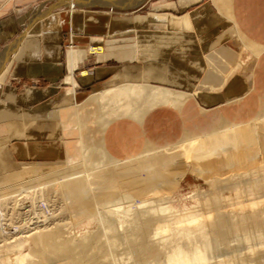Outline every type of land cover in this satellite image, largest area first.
Listing matches in <instances>:
<instances>
[{
	"label": "crops",
	"instance_id": "crops-1",
	"mask_svg": "<svg viewBox=\"0 0 264 264\" xmlns=\"http://www.w3.org/2000/svg\"><path fill=\"white\" fill-rule=\"evenodd\" d=\"M146 1L0 0V66L8 68L0 137L9 139L0 174L62 161L64 132L53 114L72 102L94 162L130 159L264 116V0L230 1L244 46L231 39L215 45L223 23L214 20L213 0H164L163 13L181 17L160 16L180 39L178 52H164L168 57L93 64L89 54L78 62L65 49L67 35L78 49L99 44L101 33L123 29L119 11ZM131 3L138 5L127 8ZM146 71L155 80L145 82Z\"/></svg>",
	"mask_w": 264,
	"mask_h": 264
},
{
	"label": "rangeland",
	"instance_id": "rangeland-1",
	"mask_svg": "<svg viewBox=\"0 0 264 264\" xmlns=\"http://www.w3.org/2000/svg\"><path fill=\"white\" fill-rule=\"evenodd\" d=\"M213 1L219 8L214 20L223 23L215 45L231 39L244 46L231 16V0ZM165 5L164 0H151L136 10L119 11L123 29L101 33L99 44L84 49L67 35L64 47L78 62L89 54L93 64L168 57L164 52L174 46L178 52L180 39L166 28L169 18L160 16L181 17L163 13ZM190 30L200 33L195 26ZM149 73L145 82L155 80ZM77 107L72 102L53 114L64 132L62 161L27 164L0 174V264H264V232L252 237L236 232L247 215L264 220V116L130 159L94 162L80 140ZM8 141L0 137V151ZM46 166L68 170L56 180L25 185L29 171ZM18 180L24 183H12ZM253 187L262 193L249 199L239 194ZM215 196L225 199L205 210V201ZM119 200L115 225L112 218L102 221L99 208ZM215 217L221 235L200 249L177 250L179 241L188 242L189 224L199 228ZM130 244L145 248L132 254Z\"/></svg>",
	"mask_w": 264,
	"mask_h": 264
},
{
	"label": "bare ground",
	"instance_id": "bare-ground-1",
	"mask_svg": "<svg viewBox=\"0 0 264 264\" xmlns=\"http://www.w3.org/2000/svg\"><path fill=\"white\" fill-rule=\"evenodd\" d=\"M107 2H109V1H107ZM96 50L98 51V53H100L101 48H98ZM5 72H6V69H2L0 66V82L4 78L3 76H4ZM66 170H68V168L64 169V170L62 168H59V167L54 169V168H49L47 166L44 168H39V169L36 168L35 170L29 171L27 175L24 174L27 176L25 183L28 181H32L31 183L33 184V182H35L36 180H41V181H48L50 179L56 180L59 178L60 175H63V173H64L63 171H66ZM20 181L22 183H24L22 180H18L17 182L12 181V183L17 186V184L20 183ZM53 182H55V181H53ZM42 183H44V182H42ZM25 185H27V183ZM12 187L13 186H11V190H10L9 194L13 193ZM261 193H262V189L260 187H253V188L247 189L246 191L239 192L241 197H245V199L252 198V197L257 196ZM236 195H238V194H236ZM241 197H239V198H241ZM223 199H225V198H223ZM222 200L220 199L219 196L218 197L215 196V198L212 200H206L205 203L203 204V208H205V210L213 209V207H215V205L217 203L221 202ZM120 203H121V200L111 202V203H105L104 205H102L99 208V212L101 214V220L107 221V220H110V218H112V221H114L113 217L115 218V216H113V215L117 213V211H118L117 205ZM216 218L217 217L204 220L203 223L200 224L199 228H197L195 222L194 223L192 222L191 224H189L186 227V238H187L188 242L181 243L179 241L178 246H177V250L187 252L189 250L200 249L208 241L215 238L216 234L221 235V231H222L221 225H219L217 223ZM244 220L245 221L243 223H241L240 226L238 225L239 226L238 228L236 227L237 228V230H236L237 234H242V235H245L247 237L248 236L252 237L254 235H257L259 233L264 232V222H263L264 220L261 221L260 219H258L256 216H254L252 214L247 215L246 219H244ZM113 225H115V221L113 222ZM142 245H144V244H142ZM143 248H145V247L130 244L129 250L132 252V254L138 255L139 252L142 251ZM146 249H147V247H146ZM13 264H20V261L16 260V262Z\"/></svg>",
	"mask_w": 264,
	"mask_h": 264
},
{
	"label": "water",
	"instance_id": "water-1",
	"mask_svg": "<svg viewBox=\"0 0 264 264\" xmlns=\"http://www.w3.org/2000/svg\"><path fill=\"white\" fill-rule=\"evenodd\" d=\"M79 1L81 2V1H85V0H73V4L76 5V3H79ZM98 1H102V2H105L106 3L109 0H98ZM138 3H131V4H129L131 6L130 7H127V8H133L134 6L138 5Z\"/></svg>",
	"mask_w": 264,
	"mask_h": 264
}]
</instances>
